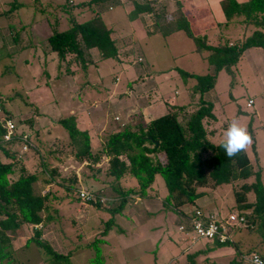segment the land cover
<instances>
[{"label": "crops", "instance_id": "0c3cea01", "mask_svg": "<svg viewBox=\"0 0 264 264\" xmlns=\"http://www.w3.org/2000/svg\"><path fill=\"white\" fill-rule=\"evenodd\" d=\"M32 1H34V6L39 5L37 8L38 15H34L33 17L28 15V12L31 11L30 7L32 5ZM88 1L91 0H40L37 1V4L36 0H0V18H4L6 21L0 24V46L4 47V39L6 43L10 42L12 44V50L7 51V48L4 47L6 52L11 55L16 53L19 49L27 48L30 49L31 53L34 52L36 53V55H41L40 53H42L43 55L47 56V60L49 58V60L51 59L54 61L53 57L50 54L53 52L49 50L47 45L48 35H50L54 31H62L67 29L69 26V19H74L76 22H83L90 18V16L92 15L91 10L97 9L96 11L100 13L101 17V11L103 9L111 10L113 7L117 6L121 8L123 15L127 19V26H129L128 33L125 35L123 34V36H118L109 25H106L105 23L104 25L110 30V38L115 43L116 57L118 59L120 58L121 54H125V46L134 43L132 41L135 37V26L133 23L138 25L139 31L144 30L145 35L143 33L141 34L143 43H145L146 36L148 37L147 40L151 39L150 36H159L163 39L162 44H160L161 47L163 46V41L164 44L167 43L166 37L173 35L176 31H171V29L172 25L175 23L174 21L176 20V17H178L179 14L185 18V20L189 24V27L192 26L191 24L194 21L196 22V24H194L193 27L197 28L202 26L201 31H198V29H196L197 31L193 33L199 36H206L207 42L212 45L218 43V40H224L227 38L233 40L236 39L238 41V39L241 38L239 35H233L232 37H230L229 34L236 33L234 31H243H241V29L239 28L243 25L240 17L234 18L236 19V21L232 19L230 22L225 23V17L220 7L221 0H182L183 2L178 3L179 6L176 4V0H152L153 3L151 4V6L154 9L153 12H142L133 16L134 18H137L138 21L130 20L133 19V17H129V13L133 9L131 0H93L96 5H94L92 2L90 3V5H81L87 3ZM137 1L145 2L146 0ZM236 1L239 3L244 2L238 0ZM42 6H44L46 10L43 9ZM168 6H172L173 9H178L173 10V13L169 14L167 9ZM14 28L17 30L15 31ZM38 29L39 33H37ZM41 29L43 30L41 31ZM204 29L215 31L212 34H209L206 33L207 31H204ZM180 30L181 29H178V31ZM224 35H228L229 37H225ZM18 38H23L20 39V42H25V44L21 46L19 45L17 47L16 44L19 41ZM213 38L214 40H212ZM42 39L44 42V48H41L40 46V41ZM171 41V44H175L173 38ZM190 51L196 52L194 49L193 41ZM140 53L141 55H137L136 62L141 65L146 64V66L143 67V69L138 67L135 71L137 75L136 78H134L132 81L127 82V84L125 85H122L120 79H118L117 77L112 78V82L108 86L103 83V77L94 69V67L99 60H103L105 58H102L99 51L94 47H91L87 50L88 63L84 68L69 64L65 70L61 62L59 66V61L57 59L56 66L57 71L60 74L56 76V79L64 76L68 78L61 83V85H63L61 87V90L63 89L65 91L64 93L68 94V100H70V96L72 95L70 94L71 90H76L75 85L78 84L85 87L82 89V91L79 88V92L82 95L83 101L78 105H75L76 110L69 108L67 114L64 116H72L74 118L76 127L79 130H84L87 132L89 137V144L92 150L97 149L109 133H113L123 126L133 125L136 123H141L144 125L155 117L166 113V107L172 105L179 107L178 110L181 112V114H184L189 112L191 104H194V102H196L195 100L198 96L195 88L193 87L195 83L194 79V82L191 85L187 86L186 93L177 102L176 97L179 95V92L177 90H174V98L173 96H170L166 101H164L163 97L151 98L150 96H148L150 91L148 80L151 79L146 74V72H148V67L151 66V68H156V70L163 71L172 68L174 65L167 63V66L164 65L160 67H153L151 60H149L150 58L142 51ZM158 54L160 53L158 52ZM169 54L170 52L166 53L165 51L164 57L167 61H169ZM253 54H257L259 57H264V53L261 47L252 46L245 49L242 53V58H240L241 60L237 61V66L235 65L237 71L241 69V61H243V59L245 58L248 59L249 56ZM178 56L181 57L180 53H178ZM170 57L172 58L173 55H171ZM29 59L32 60L34 58L30 56ZM199 59L200 61H206L202 57V55H200ZM27 61L28 59H26V63ZM36 61L40 63L39 56ZM196 61L197 60L196 58H194V56H191L186 60L188 64H191L192 62L194 63ZM44 62L46 61L44 60ZM175 67L178 68L177 66ZM71 70L72 72H69ZM220 71H218L216 74L215 84L217 82L218 74L220 73ZM82 75L84 76V78L80 80L79 77H81ZM76 77H78L77 82H75L76 80L74 79ZM48 83L49 81L46 82L45 79L44 84L48 86ZM213 87L209 90H212ZM204 96L205 98L203 99L209 101L212 105L211 113L213 115V119L204 118L202 121L205 131V138L209 143L217 144L224 138L226 126H224V121L221 119H224L225 115L221 111V118L220 120H218L217 115L213 113V110H215V103L213 102L215 95L205 94ZM13 114L17 116L16 120L21 121L20 125L17 126V131H20L21 129L28 130V127H30L31 125V120H23V115H21L20 113ZM43 115L44 114L41 111L38 116L32 118V126L34 128H32L31 126L30 131H33L36 135L38 133V130H40L41 132L38 134V137L39 139H41L40 141H42V143H38L35 141V146L32 138H29L32 141L33 145V149L30 150L38 152L39 149H43L44 151L40 150V152H38V154H40L39 165H46L50 169H57V172H59V176H63V169L67 170V168L65 167L66 165H64V161L62 160L60 153L55 152L56 150L54 148H50L47 144V140L44 139V134H49L50 137V133L45 132H49V127L51 126L47 125L45 128H43L44 125L41 123H47L43 119ZM28 121L30 122L28 123ZM58 125L61 126L60 124ZM55 136L56 140H58L59 137L57 135ZM15 139L18 140V138H14L13 136L11 140L13 141ZM44 143L48 146L47 148H44ZM39 144L41 145V148H39ZM16 153L17 156L13 159H9L1 153L3 156L2 158H7L9 161H4L0 158L2 162H12L14 164V172L12 174L13 178L17 177L19 172H22L24 174H33L34 176H36L35 181L32 184L35 193H37L38 195H44L47 194L49 190H51V192H59L61 186H59L57 183L61 181L62 178L57 179L55 175L49 183L44 184L43 177L40 175L41 173L38 163L35 164V159L33 158L31 160L21 155L19 153V147L17 148ZM104 161L106 162L107 158H103V161H101V163H95L94 167L97 168V165L102 164ZM250 162L254 169V162L252 160H250ZM85 164L86 162L77 164L74 160L71 162L72 168L70 169H72L71 171L76 176L77 184H89V179L94 180V182L96 183H100L99 180L89 178V176L92 175L91 172H94L95 176H97V174H99V171L93 170L89 172L88 170H86V167L84 166ZM260 172L261 171H259V173ZM101 174L103 176L99 177L98 179L102 180L105 178L107 181L110 180V177L105 176L104 173ZM156 176L157 175L154 176L151 185L146 189V193L144 196H137V194H128L126 196L125 203L121 207L120 211L114 213L113 215H107L106 218H104L111 220L112 229L115 228L117 231H121V233H126L128 235L129 243H127L124 248H121L117 245L119 247L118 251L124 253L119 258L116 250H111L109 248L103 250V246L108 244L106 233V235L104 236L105 241L101 244L103 264H155L159 256L158 242L161 240H164V243L167 246L166 250H164V257L167 258V263L169 262L170 264H184V262H177L180 258L181 252L184 249L183 248L178 250V248H175L174 244H176L175 242L177 240L182 245H186L185 251H189L188 253L195 254L194 259L196 261V264H207L212 262L216 263L211 259V257H209V253L213 250V246L208 244V246H201L194 251L187 250L190 243L180 234L179 237L174 238V231L170 230V224H173V221L177 220L178 225L182 222V212L191 213L193 209H199L203 213L216 216L217 218L224 217L229 212L230 208L234 205L233 199L232 204H230L229 207H226L223 203L226 201L224 199L223 193L231 192L232 197V185L230 183H223L215 186L199 188L198 191L201 193L191 203L184 204L179 209H174L169 207L168 205L163 204V197L166 194V188L164 192H158L156 190L157 186L155 185V183H153ZM131 180L133 179H130L128 177H124L123 179L121 178L119 185L123 187L125 186V183L131 182ZM153 185L155 187H153ZM225 208H228L227 211L225 210ZM151 218L153 219V224H148L145 228H141V226L148 223ZM47 225V223L45 225L38 224L34 226L23 224L21 226L20 232H22V228L25 229L27 226H30L31 228H38L41 230L40 236H42L46 240L49 238L48 240L50 241V243L53 242L55 236L57 238L59 236L60 241L62 239L61 247H63V237L58 233L53 232L54 229L49 230L53 232L52 234L47 233L49 232L47 231ZM25 232L26 233L23 235L24 241L25 238L28 237L27 230ZM98 236L99 235H97V237ZM239 237L242 243L240 244L239 242H233V240L231 242V244L233 245L231 246L233 250L225 248L223 251H221V249L218 252L219 255L221 253H228L230 255V262L235 264H238L239 261H242L241 255L247 252L246 250L250 249V246L252 244L254 245L257 241L256 236H253L250 241L248 240V235L245 236L244 234H240ZM146 243L147 247L144 251V249L142 248ZM20 247H13V249L17 250ZM83 248L87 249V245H79L75 247L73 251H80ZM143 251L144 253H142ZM65 252H70L69 259H71L74 253L64 248L63 253ZM143 255L148 256L145 261L140 259V257ZM220 257V260L224 258L223 256ZM159 259L161 260L160 257L158 258V260ZM39 262H42V260L32 261L31 264H41Z\"/></svg>", "mask_w": 264, "mask_h": 264}, {"label": "trees", "instance_id": "16d2710c", "mask_svg": "<svg viewBox=\"0 0 264 264\" xmlns=\"http://www.w3.org/2000/svg\"><path fill=\"white\" fill-rule=\"evenodd\" d=\"M131 1L133 9L129 17L142 12L152 13L154 10L151 6L152 0ZM81 5H90V2ZM220 7L225 23L240 17L243 23L259 28L264 25V0H246L241 3L236 0H221ZM91 11L89 19L83 22L69 19L67 29L54 31L47 36L49 50L57 56L59 66L61 62L65 70L69 64L84 68L88 63L87 50L91 47L96 48L102 58L116 56V46L110 38V30L102 22L100 13L96 10ZM174 22L171 31L181 29L193 41L195 51L202 55L214 70L213 74L195 75L177 69L180 75L195 81L193 87L198 97L196 102L191 104L189 112L181 114L179 107L167 106L166 113L144 125L141 123L126 125L109 133L95 150L90 147L87 132L76 127L72 116L60 118L58 123L67 132L69 146L72 148L71 156L77 164L86 162L87 165L94 166L99 158H107L104 175L110 177L108 181L116 185L120 198L119 204L110 211L112 215L120 211L128 194L144 196L155 175L161 177L166 188L163 204L174 209L191 203L201 193L198 191L199 188L230 183L234 205L229 212L235 210L233 212L244 218L243 224L234 229L232 241L237 231L253 234L257 241L246 251H256L264 258V186L260 170L252 168L245 151L229 158L225 155L224 149L219 147L221 141L211 144L206 140L202 121L204 118L213 119L212 105L201 97L202 93L205 94L214 86L218 71L225 70L233 75L231 67L236 65L245 49L252 46L264 49V34L256 29L240 44L223 42L212 45L207 42L206 36L194 34L183 16L179 15ZM2 134L3 130L0 128L2 147L0 151L7 158L13 159L17 153L3 148L12 140L2 142ZM15 137L17 138L16 135ZM40 167L41 176L42 173H48L47 177L42 176L44 184L49 183L56 175V170L46 165ZM13 172L14 164L2 162L0 159V264H28L27 256L33 247L38 248V251L42 250L43 253L38 252V256L43 264H71L70 252L54 251L46 240L40 238L41 230L38 228H31L32 235L25 238L19 249L12 248L11 239L18 235L23 224L34 226L49 222L51 206L48 202L54 196L50 191L44 195L34 192L32 184L36 176L33 174L19 172L18 176L13 178ZM91 177L93 175L89 176ZM124 177L134 180L136 190L124 189V186L119 185L120 179ZM68 179L71 184H67L64 191H72L75 197L74 190L78 188V184L72 171ZM65 180L62 179L57 184L62 187ZM238 182L241 184L237 190L235 184ZM89 204L99 206L100 203ZM109 221L107 223L110 224L111 220ZM106 233L107 230L104 228L97 238L86 244L93 254L87 264H103L100 246L105 241ZM209 241L217 245L231 243ZM237 242L242 243L240 240ZM194 255L187 254L184 264H196Z\"/></svg>", "mask_w": 264, "mask_h": 264}, {"label": "rangeland", "instance_id": "374dc122", "mask_svg": "<svg viewBox=\"0 0 264 264\" xmlns=\"http://www.w3.org/2000/svg\"><path fill=\"white\" fill-rule=\"evenodd\" d=\"M37 1L40 0H36V3ZM33 2L34 1H32V5L30 7L31 11L28 12V15H30L31 17H33L34 15H38L37 8L39 5L34 6ZM88 2L91 3L92 0ZM181 2L183 1L176 0V4L178 6V3ZM92 3L96 5L94 2ZM42 8L46 10L44 6H42ZM167 9L168 13L172 14L173 10H177L178 8L173 9L172 6H168ZM101 13L103 23L109 25L115 31V34H117L118 36H123V34L125 35L128 33L129 26H127V19L123 15L122 10L119 6L113 7L111 10L103 9ZM130 20L138 21V19L134 17ZM234 21H236V19H234ZM3 22H6L5 19L0 18V24H2ZM133 24L135 26V37L132 40L134 43L125 46V54H121L119 59L114 56L99 60L94 67V69L103 77V83L107 86L112 82V78L114 77L120 79L122 85H125L127 84V82L132 81L134 78H136V69L138 67L143 69V67L146 66V64L141 65L136 62L137 55H141V51L150 58L149 60H151L153 67H160L164 65L167 66V63L174 65L172 68L163 71L156 70V68H151V66L148 67V72H146V74L151 78L150 80H148V84L150 86L148 96H150L151 98L163 97L164 101H166L170 96H173L174 98V90H177L179 92V95L176 97V102L180 100V98L186 93L187 86L191 85L194 81L190 77L180 75L177 70L178 68L184 72L195 75L214 73L213 67L211 65L209 66L206 61H200V55L198 53L190 51L192 41L184 35L182 30L178 31V29H175L176 31L174 32V34L166 37L167 43L164 44L163 41V46L161 47L160 44H162V37L150 36L151 39L147 40L148 37L146 36L145 43H143L141 34L143 33L145 35L144 30L139 31L138 25L135 23ZM194 24H196L195 21L192 22V26L190 25V29L192 28V32H196V29H198V31H201L202 26L195 28L193 27ZM239 28L241 29V31H243H234L236 33L229 34L230 37H232L233 35H239L241 38L238 39V41L236 39L233 40L227 38L224 40H218V43L227 42L228 44H240V42H242L245 37L250 35L252 31L256 29H259L264 34V25L259 28L249 23H243L242 27L240 26ZM16 30L17 29H15V31ZM42 30L43 29H41V31ZM204 31H207L206 33L212 34L215 30L209 31L207 29H204ZM37 33H39V29L37 30ZM224 36L229 37L228 35ZM172 38L174 39L175 44H171ZM20 39L23 38H18L19 41L16 44L17 47L19 45L21 46L25 44V42H20ZM212 40H214V38ZM3 46L7 48V51L13 49L12 44L10 42L6 43L4 39ZM40 46L41 48H44L43 39L40 41ZM4 47L0 46V119H10L13 123L15 122L14 125L16 126V131L17 126L20 125L21 121L16 120L17 116L13 113H20L21 115H23V120L30 119L31 125L30 127H28V130L21 129L17 132L18 134L29 133L30 135L28 134V138H32L36 146L35 141L38 143H42V141H40L41 139H39L38 137V134L41 131L38 130V133L35 135L33 131H30V129L33 125L32 118L38 116L42 111L44 114L43 119L47 122L41 123L44 125H42L43 128H45L47 125L51 126L49 127L51 130L49 129V132H45L50 133V137L49 134H44V139L47 140V144L50 148H54L56 150L55 152L60 153L62 160L64 161V165H66L65 167L67 168V170L63 169V176H59V172H57V169H55V177H57V179L62 178L66 180L65 183H62V187L60 188L58 193L52 191L54 196L48 202L51 207L49 210L50 220L47 223V231L54 229L53 232L58 233L60 236H62L64 240V244L62 245L64 246L61 247L62 239L60 241L59 236L57 235L58 238L55 236V239L51 243L48 240L49 238L47 239L49 241L50 247L54 251L59 253H63L64 248L72 251L74 253L70 259L72 264H87V259L89 260L90 256H93L92 250L90 248H83L82 250L76 252H74L73 250L79 245L84 246L87 243L91 242V240L97 237V235H99L100 232L105 228L107 230L108 244L103 246V250L107 248L116 250V253L120 258V256L124 253L119 252L118 248H124L126 244L129 243V240L126 233H121V231H117L115 228L112 229V224L107 223L110 222L109 219H104L107 215H111L110 211H112L113 207H116L120 202L116 185H113L112 181H107L105 178L102 180L98 179L99 177L103 176L101 173H104L106 162L104 161L102 164L97 165V168L87 164L84 165L86 166V170H88L89 172L93 170L99 171V174H97V176H95L94 172H91V174L93 175V177L91 178L99 180L101 184L96 183L94 182V180L90 179L89 184H78V186H81L84 189L96 191V193L101 195L102 198L107 199L104 204L100 203L101 205L99 204V206H95L89 203H82L81 201L75 199L72 191H64L65 186H67V184H71V181L68 178H70L72 170L70 169L72 168L71 162L73 161L70 151V149L72 148H70L69 146V138L66 130L63 127L59 126V123L57 121L60 118L66 117L64 115L67 114L69 108L76 110L75 105H78L83 101L82 95L79 92V88L82 91V89L85 87L78 84L75 85L76 90H71L70 94L72 95L70 96V100H68V94H65V91L63 89L61 90V87L63 86L61 85V83L68 78L64 76L56 79V76H58L60 73L57 71V57L54 53H50L54 59L53 61L51 59L49 60V58L47 60V56L43 55L42 53H40L41 55H36V53L34 52L31 53L30 49L27 48L19 49L16 53L11 55L6 52ZM164 50L166 51V53L170 52L168 56L169 61L165 60ZM262 50L264 53L263 48ZM158 52L160 54H158ZM178 53H180L181 57L178 56ZM171 55H173L172 58L170 57ZM30 56H32L34 59H29ZM38 56L40 58V63L36 61ZM191 56H194L197 61L188 64L186 60ZM26 59H28L27 63ZM44 60L46 62H44ZM175 66H177L178 68H176ZM236 66L234 65L233 67H231L233 75H230L224 70L220 71L215 86L212 90H209L208 93L205 92V94L215 95L213 101L215 103V110H213V113L217 115L218 120H220L221 118V111L224 113L226 119H221L224 121V126L227 127V123L232 119H235L240 124L246 126L248 132L252 136L253 142L250 147L245 150V152H247L248 158L254 162V170L260 169L261 182L264 186V57H259L257 54H253L250 55L248 59L245 58L243 59V61H241V69L239 71H237ZM83 78V75L79 77L80 80H82ZM45 79L46 82L49 81L48 86L44 84ZM74 79L76 80L75 82H77L78 77ZM205 94L202 93L201 97L205 98ZM248 100H251V104L249 106H247ZM29 122L30 121H28V123ZM32 128L34 127L32 126ZM55 135L59 137L58 140H56ZM20 144L21 141L19 139H15L11 143L5 144L3 148L7 149L9 152H17V148ZM40 146L41 145L39 144V148H41ZM48 146L44 143V148H47ZM1 148L2 147H0V149ZM30 149H33L32 145L28 150ZM40 150L44 151L43 149H39L38 152H40ZM30 151H27L26 153H23L21 155L31 160L34 158L35 164L38 163V166L41 170V167L39 165L40 154L33 150ZM2 157L3 156L0 151V158L4 161H9L7 158ZM101 161H103V158H99L98 163H101ZM42 174L43 177H47L48 175L47 172ZM153 183H155V185L157 186L156 190L158 192L165 191V186L160 176L157 175ZM240 184L241 183L239 182L235 184L237 190L240 189ZM153 187L155 186L153 185ZM123 188H132L136 190V186L133 180H131V182L125 183V186ZM49 191L51 192V190ZM223 196L226 200L225 202H223L224 205L226 207H229V205L232 204L231 192H225L223 193ZM250 198L252 197H249V199ZM227 209L228 208H225L226 211ZM245 214L246 213H244V215ZM148 224H153L152 218L148 223L143 224L141 228H145ZM176 225L177 220L173 221V224H170V230L174 231V238L179 237L180 234L178 231H176ZM26 230L28 232V237L32 235L30 226H27L25 229L22 228V232H19L18 235L12 237V248H16L17 246L20 247L23 245V235L26 233ZM53 232L49 231L47 233L52 234ZM240 234H247L249 236V241L251 240V237L254 236L247 231H237L234 234V240L236 242L240 240ZM40 238L46 240L42 236H40ZM175 243L176 244H174V246L175 248H178V250L184 248L177 262H186V255L189 254V251H185L186 245H182L178 240ZM189 243V248L187 250L193 251L201 246L206 247L208 246V244L213 246V250L209 253V257H211V259L216 262L215 264H227L230 261V255L228 253H221L219 255L218 252L221 249V251H223L225 248L233 250V248L231 247L233 245L231 243L229 245H217L205 239H197ZM158 244L159 256H157L158 258L160 257L161 260H158L157 258L155 264H166L167 258L164 257V250H166L167 246L164 243V240L159 241ZM146 247L147 243L143 246L142 249H144L145 251ZM144 251L142 253H144ZM38 252L40 254L43 253L41 249H39L38 251V248L34 247L29 250L27 256L29 259L28 264H31L32 261L41 260L38 256ZM220 256H223L224 258L220 260ZM147 258V255H143L140 257V259L144 261ZM194 262L196 263L195 259ZM39 263L43 264L42 262ZM167 264L170 263L168 262ZM238 264L247 263L242 260L239 261Z\"/></svg>", "mask_w": 264, "mask_h": 264}, {"label": "built area", "instance_id": "2783aa9c", "mask_svg": "<svg viewBox=\"0 0 264 264\" xmlns=\"http://www.w3.org/2000/svg\"><path fill=\"white\" fill-rule=\"evenodd\" d=\"M250 104L251 100H248L247 106ZM0 128L3 130L2 142L11 141L15 135L20 139V154L26 152L32 145L27 134H18L16 132L15 125L10 119H0ZM74 193L75 197L82 203L98 202L104 204L107 201V199L102 198L101 195L96 192L82 187L76 188ZM181 217L182 222L177 225V230L188 242H193L197 239L232 242V233L234 229L240 227L244 222L243 216L231 211L224 217L217 218L216 216L205 214L199 209H193L191 213L182 212ZM257 258L259 264H264V258L256 251H248L241 255V259L247 264H257Z\"/></svg>", "mask_w": 264, "mask_h": 264}, {"label": "clouds", "instance_id": "9594fccd", "mask_svg": "<svg viewBox=\"0 0 264 264\" xmlns=\"http://www.w3.org/2000/svg\"><path fill=\"white\" fill-rule=\"evenodd\" d=\"M252 142V136L248 132L246 126L232 119L227 123L224 138L221 140L219 147L224 149L227 157L232 158L248 149ZM257 264H259L258 258Z\"/></svg>", "mask_w": 264, "mask_h": 264}, {"label": "water", "instance_id": "95a60500", "mask_svg": "<svg viewBox=\"0 0 264 264\" xmlns=\"http://www.w3.org/2000/svg\"><path fill=\"white\" fill-rule=\"evenodd\" d=\"M155 144H156V142H155Z\"/></svg>", "mask_w": 264, "mask_h": 264}]
</instances>
